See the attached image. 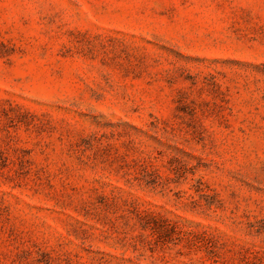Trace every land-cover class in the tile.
Here are the masks:
<instances>
[{
    "label": "rangeland",
    "instance_id": "obj_1",
    "mask_svg": "<svg viewBox=\"0 0 264 264\" xmlns=\"http://www.w3.org/2000/svg\"><path fill=\"white\" fill-rule=\"evenodd\" d=\"M0 264H264V0H0Z\"/></svg>",
    "mask_w": 264,
    "mask_h": 264
}]
</instances>
